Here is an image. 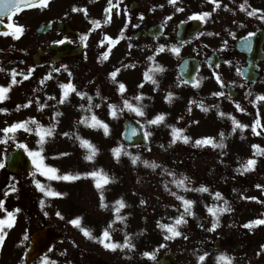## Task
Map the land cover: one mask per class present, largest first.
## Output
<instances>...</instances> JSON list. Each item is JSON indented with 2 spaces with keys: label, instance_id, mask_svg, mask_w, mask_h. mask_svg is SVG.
<instances>
[{
  "label": "rangeland",
  "instance_id": "obj_1",
  "mask_svg": "<svg viewBox=\"0 0 264 264\" xmlns=\"http://www.w3.org/2000/svg\"><path fill=\"white\" fill-rule=\"evenodd\" d=\"M197 1L199 2V5H202L203 0ZM238 1L242 2V0H221L220 8H218L215 12L213 11L214 4L210 2V4L208 5V11L211 13V17L210 19L208 18V21L211 22L213 18H218V20L221 22L225 20L227 22H232L235 24H242L247 27L246 29H250L252 27V24L249 18L239 16L235 10L231 9V7H234V5L238 3ZM252 2L253 0H249L248 2L251 7H253ZM52 3L54 6H56L57 1L52 0ZM166 4V12L160 13L159 16L166 18L171 17L170 20L174 21L173 23H176L177 21H180L182 19H186L194 13L200 12L197 6L193 10H191L190 8L187 10L186 8L183 11H177V8H181V1H177L176 5H172L169 4L167 0ZM225 5H227V8L229 10L225 9ZM68 9L69 8L67 7H62L59 10H56V16L62 15L63 12ZM247 9L248 11L251 10V8L248 6ZM51 16L53 17V14H51ZM68 16H72L76 19L73 14L69 13ZM18 21L21 22L15 23L13 27H20L21 25H23L22 27L27 28L31 24L28 21L27 14L22 15L18 19ZM9 45H11L9 36L0 37V67H4L6 63H8L11 65V67L18 69L17 65L12 64L11 58L7 55L8 52L5 51V47H8ZM15 59H19L21 60V63L30 65L28 62L30 56L28 57L27 53L17 55L15 56ZM2 78L4 80H8L7 76H3ZM3 79L0 78V86L6 87V82ZM61 79V84L71 82L77 89L78 83L76 80V75H62ZM23 83L26 85V87ZM19 84L22 87H25L26 90L28 88L30 90V93H26L27 91H25V97L20 99V96H18L16 100L11 101L13 105V111L12 113L10 112L11 115L8 114L2 116L0 114V130L10 126L15 122L27 121V117L29 120L35 118L44 127H49L50 125L55 124V130L60 128L61 130L58 131V133L53 137L47 139L44 146L47 151L52 150L53 147L54 149H56L57 154L69 153V155L65 157L58 156L60 162L57 161V164L59 171L61 170V173H63L69 166H71L72 168L74 164H76L79 173H87L88 171L86 172L85 170L86 164L90 163V167L96 168L99 167V163L101 167L107 168L104 170L107 173L108 177L113 181H117L115 179V174H118V178L121 179V181H119L122 183L117 185L119 187L115 189V192H120L121 190H123L126 194L125 197L122 198L125 203V207L120 209L119 215L124 216L126 219L123 221H119L116 219V201L120 199H113V202L109 203V206L113 205L114 213V220H112L113 230L111 233V238L117 243H123L125 235L127 234L136 246L141 245L145 247V250L149 249L147 243L150 242L152 245L151 247H154L153 252H155L156 255L159 253L158 257L163 253V251L168 250L176 254L181 264H191L188 255H186L187 245L190 246L192 244L196 246L206 247L204 245L208 243L213 233H220L221 235H226L227 233H229V230L234 225L236 217L235 212L229 213L228 216L225 217V220L223 218L222 223L219 224V227L215 231H211V233L209 232V234L207 235L201 234L202 231L197 232V235L195 234L193 236L192 242H190L189 238L184 239L183 236H180L176 239L174 238L172 240H165L164 236L167 234V232H165L166 229L159 227V225L160 223L168 224V222L170 221V219L168 218H171L174 223L175 219L184 212L183 203L182 201L177 199V196H183L185 199L194 201L192 205L193 215L186 216L185 219L187 220V223L179 226V230L182 233H186L190 228H200L207 226L208 222L213 220L212 215L208 212V207H211L213 205H215L216 207L223 206V199L228 200V196L231 197V199H239V195L236 196V183L233 181L231 184H229L228 182L232 181V178L234 177V161L232 159V155L234 153H237V160L235 164L238 169L250 158H255L257 161L254 170L243 173L246 174V177L243 178L245 188L243 187L241 190V199H250L251 197H255L256 199H259L260 203H264V177H261L263 182H258L257 184H253V181L248 179L249 175L251 174L254 176H258L264 172V154L254 157L253 153L254 151H256V149H253L252 147V145H259L261 149H264L263 135L258 136L254 134L252 130L241 131L240 129H237L236 132H232L231 125L228 121H225L222 118L219 120L218 118L213 116L205 115L200 117L199 113L196 111H190L189 118H187L186 120L182 119L180 121L176 120L175 122H170L166 121L165 119L159 124L146 125L151 135L154 136V138L149 140L152 150H150L149 152H138V155L141 156V158H146L147 160L155 162L156 164L161 166L166 165L168 162L167 166H172L173 170L169 169V167H158L156 168V171H161L164 173H166L164 169H168L169 172L175 171L176 173H171L175 174V178L177 180L182 178L183 176H187L191 181V183L188 184L189 188H200L201 186H204L209 189L208 192L185 191L183 188L177 187L175 183H172L173 176L171 175L165 176L160 174V177H157L156 173L148 171L142 172L141 170H139V168L133 169L129 167L127 162H124V160L115 161L111 158V156L106 152V149L108 147H120L122 148V152L131 151H128V149H123V146L119 145V134L121 132V129L118 128L117 125H112V127H117V129H115L116 131L114 130L112 134H110L112 138H109L106 141L105 139H100L101 132L96 131L97 127L90 126L92 124L90 120L88 124L80 122L84 117H90L88 115L89 112H94L98 118H101L100 112L102 110V103L100 102V99H96L94 97V93L88 92V96L92 97L91 111L87 110L89 108V101L87 97L81 98L79 96L80 104L83 105V114L79 112V115L76 107L77 95L75 92L67 90L69 92V95L64 102L70 103L71 106L62 105L64 116H56L58 108L55 107L52 103L44 102L43 89L45 88L37 92L30 89L26 82H22ZM15 92V88L11 87L10 93L12 98L15 97ZM63 92L64 91L62 89H58L55 94L59 98H61ZM7 97H9V94H7ZM26 100L28 102V106L23 107V105H27ZM29 101H31L30 104ZM18 105H21L22 107L18 109ZM40 105H43V108H41ZM95 105L100 106L95 107ZM226 111H228V109H226ZM250 114L251 113H249L248 111L243 112L241 113L242 117H240L239 119L240 123H246L248 125V128L252 126L255 121L253 116ZM45 115L49 116L48 120L44 119ZM259 120L261 121V125L258 126V130L261 133H264V120ZM102 121L110 127L107 121ZM29 127H32L31 124L29 125ZM172 127L183 129V132L180 133V135L189 136L191 138L189 143L185 144L182 139H177L176 143L174 144L170 143L172 140ZM148 129L147 132H149ZM64 133H69V135H64ZM220 133L224 134V148L212 147L211 145L194 146L195 140L207 137L213 138L214 141L218 144L221 139ZM13 136L14 139L11 138ZM77 136L90 141L96 148L98 147L97 153L99 154V158L94 157V159L91 161L86 160L85 156L89 154L90 150L87 147L81 146V141L80 139L76 138ZM3 138L7 139V143H0V163L6 153L15 149L18 145L24 143L28 139L31 142L35 140V137H31V134H29V132H25L23 130L18 131L15 134H8V137H5V134L0 131V139L3 140ZM235 143L236 149H234ZM28 148L30 150L34 149V147L31 145H29ZM219 150H221V154L218 156L216 152L219 153ZM218 157L221 159V163L224 167L220 166L219 168V164L215 161L217 159L218 162H220ZM4 172V168H0V199L5 201V208L6 206L9 208L16 206L17 208L21 209V211L16 215L13 227L10 229H5L7 235L3 247L0 248V264H23L22 255L27 247L28 241V239H24L25 235L29 237L30 233L45 225L55 227L58 230L60 229L61 232L66 235L67 244L65 243V245L62 247L56 246V249L47 256L50 260L55 261V264H57V261L60 264V260L63 256H66V264H76V260H80L82 261V264H85V262L88 260V257H86L87 255L93 260L99 259L102 262H113V259L117 260V262H121V259L113 258L109 253H106L102 250L94 251L95 246L91 245V242L87 241V237L85 238L83 232L80 233L76 226L72 225V228L68 225H64L65 223L69 224V222L65 218L67 211L65 209L63 210V208H60V204L57 200H52L47 203L46 199L38 196L37 199L39 201L44 200V206H37L36 214L35 211L32 214H29L25 210V202H23L22 204H14L10 206L11 201L28 199V197H26V194L28 193V191L30 193V187L34 183L33 180L30 179V181H27L25 183L15 184L14 177ZM89 182L92 185L89 183H84L82 184L83 186L79 188L80 191L78 192V196L82 200L80 202H76L75 199L73 205H78V207L83 212L86 211L88 213H93L96 211L95 209L97 205H100V191L95 187L94 182ZM202 182H206L208 186L210 185L214 188L210 189L207 185L205 186L204 184H202ZM11 184H15L18 190L16 192H10L9 195L5 196L4 193L6 191H9V185ZM165 185H167V188L165 187ZM257 185H260L261 187H257ZM85 188H87V190ZM220 189H224L223 192L225 193L226 197ZM88 190L91 191V198H89L88 196ZM65 191L67 193L70 192V194L73 195L74 189H68L66 187ZM217 191L222 194L223 199L216 200L214 198V194ZM172 192H175L176 196L172 195ZM104 197L106 202V198L108 199V196L104 195ZM135 197H141L142 199H144L145 206L143 209L138 207L137 199H134ZM74 198V196L69 197V199ZM86 199H90L91 202ZM170 207L173 211L172 215L170 214ZM175 207L178 212L174 211ZM8 210L11 211L10 209ZM57 212H59L63 216L62 219L57 216ZM3 214L4 213L0 212V215L3 216ZM159 214L161 217L167 216L168 218H161L159 223V221H156V216ZM223 215L224 213L219 214V220L223 217ZM144 216L147 217V219L145 218V220L143 221ZM94 217L98 216L90 214L89 217L86 216L85 218L84 216V219L92 220L95 226L99 224V228L102 229L103 226H105V220L102 219L101 216L98 219H95ZM82 222H85V220H83ZM80 228L82 229L84 227ZM152 231H157V233L160 235L153 237ZM149 237H153L154 239H150ZM139 238H141V240H139ZM162 244L165 245V247L161 248L160 245ZM117 250L121 251L120 249ZM143 259L145 260L141 261L140 264H149L148 259ZM262 262L264 263V254L260 257L259 261L257 259V264H262ZM37 264H41V262ZM192 264H198V262H193Z\"/></svg>",
  "mask_w": 264,
  "mask_h": 264
},
{
  "label": "flooded vegetation",
  "instance_id": "obj_2",
  "mask_svg": "<svg viewBox=\"0 0 264 264\" xmlns=\"http://www.w3.org/2000/svg\"><path fill=\"white\" fill-rule=\"evenodd\" d=\"M56 1V6L53 5L52 0H48L47 6L37 4L11 19L14 20L12 24L20 23L18 19L25 13L31 23L27 28L20 26L22 31L18 34V38L13 37L11 33L14 29L9 28L11 47L7 53L22 73L27 74L28 69H33L27 79L31 87L38 88L42 85L43 88H49L51 82L61 79L62 75L74 74L79 91L94 93V97L100 99L102 103L100 119L108 123H121L124 120L147 123L157 114H164L166 121H171L180 118L177 114L179 107L185 105L186 110L194 107L201 109V102L208 107V110L217 113L223 112L225 107L243 113L264 103L256 100L257 96L264 95V21L239 12L243 17L249 18L252 27L237 29L235 23L225 20L221 22L218 18H213L209 22V18L201 22L203 26L196 37L185 43H179L175 38L174 21L159 16L167 7V0H113V5L118 4V7H112L110 12L106 11L108 0ZM208 5V0H203L202 11H207ZM252 6L264 10V0H253ZM62 7L69 8L65 12L73 14L76 19L64 12L56 16V10ZM73 8L86 9L87 15L84 11L74 12ZM11 20L4 19L3 22L8 24ZM92 20L100 23L93 25ZM46 23H51V28L43 34H37L39 27ZM59 23H64L70 28L68 35L57 29ZM157 25L161 26L158 30L159 34L148 35L147 32ZM122 29H124V38L110 46L104 37L118 39ZM250 32L258 33V36L255 57L248 62L244 54L236 51L235 42ZM85 33H88V39L81 43L80 36ZM60 40H65V43H57ZM102 40L103 44L100 43ZM160 45L165 46L163 51H159ZM174 45L180 47L178 55L171 51ZM109 48L108 59L105 60L102 58V53ZM75 50H79L77 55L59 58L63 52L76 53ZM39 52L45 53L37 60L36 67L31 59ZM25 53L30 56L28 59L30 65L15 59V56ZM149 56H153L154 60H148ZM185 59L192 61L191 72H194L192 84H185L179 77L178 68ZM155 65L163 68V71L155 73L154 78L158 85L144 80V73ZM64 66L68 71L64 70ZM247 67V77H245L241 71ZM55 69L60 71L57 72ZM117 69L119 71L114 81L110 73ZM49 73L51 78L45 79ZM217 74L221 77L223 86L217 82L215 78ZM121 82L126 85L123 94L118 90ZM197 82L199 86L194 87V83ZM141 83H143L142 88L138 87ZM229 88H232L231 93H236L235 98H230ZM182 89L186 91L185 94L180 93ZM97 90L100 96L96 95ZM217 91H223L225 96H214L213 93ZM169 92L173 94L171 102L166 99ZM249 92L252 93L251 96L248 95ZM140 94L143 95V99L136 101L134 97ZM124 99L129 100L133 106L143 105L144 115H137L136 112L124 107ZM110 104L117 105L115 117L110 114ZM236 104H239L244 111L237 110ZM236 176L239 179L236 185L239 186L242 177L237 169ZM60 208H62L61 204ZM234 209L236 217L229 233L226 235L219 233L213 237L220 241L221 250L218 252L211 250V242L204 245L206 247L191 244L192 248H189L188 256L191 264L197 262V257L205 252L208 253L207 257L213 258L226 253L234 257L235 264H257V259L259 261L263 256V253L261 256H257L256 253L260 250V246L264 245V225L254 226L252 229L244 228L243 225L254 219H264V205L259 203V199H235ZM194 231L195 229H192V232ZM110 256L115 258L113 253H110ZM97 262L118 263L115 259L113 262L94 259L92 263ZM140 262L133 259L130 264H140Z\"/></svg>",
  "mask_w": 264,
  "mask_h": 264
},
{
  "label": "snow or ice",
  "instance_id": "obj_3",
  "mask_svg": "<svg viewBox=\"0 0 264 264\" xmlns=\"http://www.w3.org/2000/svg\"><path fill=\"white\" fill-rule=\"evenodd\" d=\"M38 2L40 5H43V6L48 5V0H38ZM210 2H212L214 4L213 11H216L221 6L220 0H210ZM168 3L172 4V5H176L177 0H168ZM36 4H37V0H0V16H3L6 12L11 14V13H15L17 11H21L25 8L33 7ZM246 5L251 8L250 11H247V15L249 17H255L261 21H264V10L251 7L248 4V0H244V3H242L240 5V10L246 11ZM112 7H118V4L113 5V0H108V9H106V11L110 12ZM224 7L226 10H229L227 8V5H225ZM176 10L177 11H183V8H177ZM73 11L74 12L75 11H84L85 14L87 15L86 9L73 8ZM210 16H211L210 12L202 11L199 13L192 14L189 17V19L190 20H198L200 22H205L208 18H210ZM9 19H11V15H9ZM141 19H143V17H141ZM168 19H171V17H168ZM91 23L93 25H98L100 23V21L92 20ZM8 27L11 28L12 25L10 24ZM126 28H127V24L125 25V29ZM21 31H22L21 27H16L12 31L11 34L13 35V37L18 38V34ZM2 34L7 36L9 33L4 32ZM208 34L212 35V33H208ZM255 34H256L255 32H250L243 39L242 46L245 47L246 49H248L249 51H251V39L250 38L255 36ZM200 35H203V33H200ZM121 38H124V29L121 30L120 36L118 39H113L110 36L104 37V39L108 41L110 46L118 43V40ZM87 39H88V33L82 34L80 36L81 43H84L85 41H87ZM128 39H131V37H128ZM57 43L63 44V43H65V40H60ZM100 43L103 44L104 41L102 40ZM130 47H131V45H130ZM164 48H165L164 45H160L159 51H163ZM109 51H110V48L108 51H105L104 53H102L103 59H105V60L108 59ZM171 51L178 55L180 53V47L174 45V46H172ZM148 60H154V57L149 56ZM228 63H230V62H228ZM132 66L134 67V65H132ZM216 67H219V65H216ZM64 70L68 71L66 66H64ZM2 71H5V69L0 67V72H2ZM32 71H33V69L30 68V69H28L27 74H21V75H23L24 79H28L29 76L31 75ZM55 71L59 72L60 69H55ZM118 71H119V69L112 71L110 73V77L114 81H115V78L117 76ZM161 71H163L162 66L155 65L154 67L150 68L149 71L144 73V80L150 81L154 85H158V82L154 77H155L156 72H161ZM17 75H18V73H17L16 69H12L11 70V83H10V85L8 87L0 86V102H2L3 100L6 99L5 94L10 91V87L14 84L19 83V81H17V79H16ZM69 75H71V73H69ZM49 78H51L50 73L47 77H45V79H49ZM215 78H216L217 82L219 84H221V86H223V81L221 80V77L218 74L215 76ZM193 86L198 87L199 86L198 82L194 83ZM60 87H61V89H64L65 91L63 92V95H62L61 99L59 100V103H64L65 99L69 95V92L67 90H71V91L75 92L77 96H80L81 98L87 97V99L89 101V108L87 110L91 111L92 97L88 96L87 92L77 91L75 88V85H73L71 82L61 84ZM138 87L142 88L143 83L138 85ZM118 90L121 94H123L126 91V85L122 82L119 83ZM96 95L100 96L99 90H97ZM213 95L216 97H221V96H225V93L223 91H217V92H214ZM248 95L251 96L252 93L249 92ZM172 96H173V94L171 92H169L166 99L169 102H171ZM134 99L136 101H140L143 99V95L142 94L137 95L134 97ZM256 100H264V95L257 96ZM30 103H31V101H29V104ZM190 103H192V102H190ZM27 106L28 105H23V107H27ZM99 106L100 105H95V107H99ZM123 106L128 108L129 110L136 112L137 115H140V116L144 115V111H143L144 106L143 105L133 106V104H131L129 102V100L124 99L123 100ZM200 106H201L203 111H205V112L208 111V107L204 106L202 102H201ZM20 107H22V106L21 105L17 106L18 109ZM40 107L43 108V105H40ZM81 107L83 108V105H81ZM236 108L239 111H244V109H242L239 104H236ZM109 109H110V114L113 117H115L117 105L110 104ZM7 111L8 110L5 108H0V112H7ZM189 111H191V108H189ZM59 115H61V113L57 112L56 116H59ZM218 115L223 117V116L228 115V114L223 113V112H219ZM230 118H231L232 124H233V128H232L233 132H235L237 129H240L241 131H243L245 128L248 127V125L240 123L235 117H230ZM89 120L92 121V124L90 125L91 127H101V128H103L105 135L108 134L109 126L106 123H104L102 120H100L95 114H93L91 117H84L80 122L88 124ZM164 120H165L164 114H157L153 119L148 120L147 123L150 125H155V124H159V123L163 122ZM29 124L34 125L35 128L29 127ZM260 125H261V121L259 119H256L254 121L253 125L251 126L252 132L254 134L260 135V133L257 132V127ZM17 130H23V131L29 132V133L35 131V134L39 137V139L37 140V144L39 145L38 150H30L26 144H20L19 147L23 148L25 150V152H27L28 156L30 157L32 165H33V172H32L33 183L35 184V187L40 192H42L46 197H60V196H63L64 194L61 192L53 190L50 187V185H45V184L41 183L40 180L35 178L37 174L45 177L49 181H60V180L74 181V180L80 179L82 175L86 176V177H92V178L99 177V179H96V183H95V187L98 190H101L103 188V185L109 183V178L107 177L106 174L103 173L102 170H99V171L94 170V171L83 173V174H81V173L59 174V169L45 163L46 157L43 155V152H44L43 146L46 142V138L51 137L53 135V133L55 131V124H52L49 127H44L42 124L39 123V121H37L35 118H32L29 121L15 122V123L11 124L10 126L3 128L0 131H2L5 134V137H8V134L15 133ZM182 132H183V129L172 127V140L170 143H172V144L176 143L177 139H182L185 144L189 143L191 138L187 135L181 136L180 133H182ZM64 135H69V133H64ZM150 135H151L150 132L145 133V138L147 139L148 136H150ZM223 136H224V134L220 133L221 139H220L218 144L214 141L213 138L207 137V138L195 140L194 146L211 145L212 147L224 148L225 145L223 142ZM11 138L14 139V136ZM76 138L80 139L82 147H87L90 150L89 154L87 156H85V159L89 160V161L93 160L98 149L90 141H88L86 139H82L79 136H77ZM0 142L7 143V139L0 140ZM252 147H253V149H256V151H254V153H253L254 157L264 154V149H261L259 145H252ZM113 153L118 158L120 153H121V149L115 148V149H113ZM67 155H69V153H60L59 154V156H67ZM124 155L131 156V154L128 152H124ZM139 160H140L139 156H131V161L133 164H136L137 161H139ZM143 163L146 166L151 167L153 169L160 167V165L156 164L155 162L149 163L148 161H143ZM256 163H257V161L255 158H250L245 163H243L241 165V167L239 169H237V171L241 172V174H243L244 172H247V171H252V170H254ZM3 167H4L3 163H0V168H3ZM164 171L166 173H168L169 175L173 176L172 183H175L177 185V187L183 188L185 191H199V192H208L209 191V189L207 187H204V186H201L200 188H189L188 184H190L191 181L187 176H183L182 178L177 180L175 178L174 173L169 172L168 169H164ZM165 187L167 188V185H165ZM257 187H261V186L257 185ZM17 190L18 189L16 188L15 184H11V185H9V191H6L4 193V195L7 196L10 194V192H16ZM172 195L176 196V193L172 192ZM214 198L216 200L223 199L222 194L219 191L215 192ZM177 199L182 201L183 206H184V212L181 213L175 219L173 224H160L159 225V227L166 229L167 234L164 236L165 240H172V239H174L176 237H180V236H183L184 239L188 238L186 235H184L179 230V226L187 223V220L185 219L186 216L193 215L192 205H193L194 201L189 200V199H185L183 196H177ZM250 199H256V198L251 197ZM141 203H144V201H141ZM40 204H41V206H43L44 201L41 200ZM116 205H117V207L115 209V211L117 213L116 219L119 221L125 220L126 218L124 216L119 215L120 209L125 207L124 201L122 199L117 200ZM99 206L101 208H107L108 207V205L105 203V197H104V193L102 190L100 191V205ZM0 210H3L6 213V218L0 219V248H2L4 243H5V238L7 235V232L5 231V229L6 228L10 229L13 227L15 219H16V214L19 213L21 211V209L15 208L13 211H9L8 209L5 208V201L0 199ZM231 211H232V208H231L228 200H226V199H223V206H221V207H216L215 205L208 207V212L212 215L213 220L211 223V227L207 230L208 231H215L219 227V214L224 213V212H231ZM57 216H59L61 219L63 218V216L59 212H57ZM69 223H71L73 226H80V218L77 217L75 219H72L69 221ZM258 225H264V219H254L252 221H249L248 223H245L243 225V227L247 228V229H252L254 226H258ZM110 229H111V225H109V227L106 228L102 232L100 237H96V236L92 235L90 230H88V229L82 228L81 231L83 232L85 237L92 239V240H95L96 242L100 243L106 250H111L114 252L117 249H120L121 251H123L124 249H127L129 251H132L135 248L134 243L132 242L131 238L127 234L125 235L123 243H117V242L113 241L111 238ZM24 239L25 240L28 239L27 235H25ZM160 247L161 248L165 247V245L162 244V245H160ZM262 253H264V245L260 246V250L256 253V255L259 256ZM143 256L149 260H153V261L156 260L155 252H147L146 251L143 253ZM207 256H208L207 252L203 253L202 255H199L197 257L198 264H203V262L206 260ZM233 260H234V257H231V256L227 255L226 253H221L217 257V264H221V262H222V264H233ZM41 264H55V261L50 260L48 257L45 256L41 259Z\"/></svg>",
  "mask_w": 264,
  "mask_h": 264
},
{
  "label": "water",
  "instance_id": "obj_4",
  "mask_svg": "<svg viewBox=\"0 0 264 264\" xmlns=\"http://www.w3.org/2000/svg\"><path fill=\"white\" fill-rule=\"evenodd\" d=\"M195 21H189L178 25L177 38L179 40L186 39L190 34L196 32L199 29ZM243 42V41H242ZM242 42L239 44V51L245 52L250 55V51L242 46ZM186 70V67L183 69ZM183 77L186 75L182 74ZM122 138L127 145H139L143 146L144 138L142 136V130L139 125L134 123L125 122ZM5 162L7 164V170L12 173H17L23 178L29 176V161L23 155L22 152H15L9 155ZM63 237L51 228H43L42 230L35 232L30 237L29 248L24 254V258L28 263H32L34 258L46 254L55 242H62ZM152 264H178L173 255L170 253L165 254L162 258Z\"/></svg>",
  "mask_w": 264,
  "mask_h": 264
}]
</instances>
